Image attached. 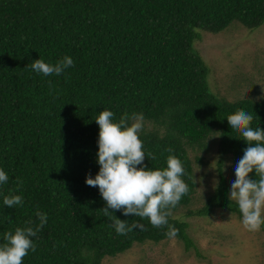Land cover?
Instances as JSON below:
<instances>
[{
    "label": "trees",
    "instance_id": "obj_1",
    "mask_svg": "<svg viewBox=\"0 0 264 264\" xmlns=\"http://www.w3.org/2000/svg\"><path fill=\"white\" fill-rule=\"evenodd\" d=\"M233 22L249 30L263 25L264 0H0V169L9 177L0 185V245L5 233L35 226L37 211L47 213V223L23 264H101L135 244L169 239L167 226L122 211L113 215L146 231L117 234L98 187L86 185L99 171L95 119L103 110L114 122L125 112L143 113L149 125L140 139L157 159L146 156L138 168L164 169L169 155L182 162L189 192L168 223L185 250L197 249L186 218L222 209L242 220L223 166L229 160L235 168L248 145L227 117L244 110L254 117L251 127L264 130V96L229 100L213 92L211 69L195 47L200 32L215 34ZM65 56L74 67L61 75L26 66ZM215 134L219 183L192 208L197 181L188 151L205 150ZM6 195H21L23 206H5Z\"/></svg>",
    "mask_w": 264,
    "mask_h": 264
},
{
    "label": "clouds",
    "instance_id": "obj_2",
    "mask_svg": "<svg viewBox=\"0 0 264 264\" xmlns=\"http://www.w3.org/2000/svg\"><path fill=\"white\" fill-rule=\"evenodd\" d=\"M26 66L43 76L61 75L66 69L74 67V60L65 56L51 64L43 59H36ZM113 116L112 111L103 110L95 119L99 126V171L94 178L86 176V185L98 187L106 203V207L101 210L105 216L113 218L117 234L127 235L133 229L146 231V228L140 223L129 225L126 220L116 218L113 211H122L125 216L131 214L141 219L146 218L156 228L167 226L165 235L169 239H175L179 230L168 223V217L172 214L171 210L189 192V185L182 179L185 175L182 162L176 156L169 155L164 169L138 168L137 165H143L146 156L151 160L157 159L151 152L145 154L143 141L140 139L145 127V117L143 113L125 112L118 122H114ZM253 118L252 114L244 110L227 117L231 130L248 145L236 164L229 200L236 201L243 227L249 232H259L264 226V130L258 126L255 129L251 127ZM167 151L171 153L173 149L169 147ZM253 172L255 179L249 178V174ZM8 180L6 172L0 169V185L7 184ZM22 184L23 181L17 178V187ZM3 204L14 208L23 206L24 200L21 195H6ZM35 215L39 221L35 226L17 227L14 232L4 234L5 243L0 245V264H23L29 251H36L31 238L36 237L47 223V213L37 211Z\"/></svg>",
    "mask_w": 264,
    "mask_h": 264
},
{
    "label": "rangeland",
    "instance_id": "obj_3",
    "mask_svg": "<svg viewBox=\"0 0 264 264\" xmlns=\"http://www.w3.org/2000/svg\"><path fill=\"white\" fill-rule=\"evenodd\" d=\"M195 47L209 65V87L229 100L264 96V24L252 30L238 22L218 33L200 32ZM148 123L145 126L148 127ZM197 187L192 208L201 206L217 182L218 137L208 140L205 150L189 149ZM202 156V163L195 157ZM199 166V171H198ZM231 188L235 168L227 160L223 166ZM185 210L181 214H185ZM185 217V216H184ZM189 235L197 249L185 250L178 239L133 245L101 264H264V232H249L242 220L224 210L213 215L188 217Z\"/></svg>",
    "mask_w": 264,
    "mask_h": 264
}]
</instances>
